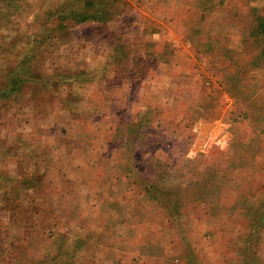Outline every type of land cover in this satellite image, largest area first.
Masks as SVG:
<instances>
[{
    "label": "rangeland",
    "instance_id": "1",
    "mask_svg": "<svg viewBox=\"0 0 264 264\" xmlns=\"http://www.w3.org/2000/svg\"><path fill=\"white\" fill-rule=\"evenodd\" d=\"M125 1L104 27L63 31L54 13L66 0H0V44L16 36L17 64L28 56L36 78L0 101V130L19 145V154L0 151V226H11L0 239L17 245L0 264H37L45 245L28 243L21 226L39 198L53 218L42 241L57 249L55 235L84 238L75 264H264L263 210L255 223L245 214V199L264 187V40L254 29L264 0ZM132 121L145 139L123 144ZM44 162L46 190L22 187V206L10 208L13 178ZM128 163L180 186L176 220L171 203L125 176Z\"/></svg>",
    "mask_w": 264,
    "mask_h": 264
},
{
    "label": "trees",
    "instance_id": "2",
    "mask_svg": "<svg viewBox=\"0 0 264 264\" xmlns=\"http://www.w3.org/2000/svg\"><path fill=\"white\" fill-rule=\"evenodd\" d=\"M220 0L219 2H221ZM137 2V1H136ZM125 0H66V4L60 5V10L57 13H60L59 19L61 20V25L64 29L67 28V23H71L73 25L77 24H84V23H96L100 26H105L109 22L113 21L115 18L119 17L120 14H124L122 10V5L125 4ZM137 3H140L139 1ZM209 10V8H208ZM66 13V14H65ZM66 23V24H65ZM59 25V24H58ZM256 29V33H258L261 38L264 40V17H261L257 26H254ZM28 56H26L19 64H17V67L15 69H12L9 71L8 76L6 77L5 84L0 88L1 93V100H4V102H8L9 100H13L17 98L19 94H21L25 87H28V81H36V78H30V72L32 69H29V65L27 63ZM18 62V60H17ZM237 67V66H235ZM93 72V71H92ZM90 71L89 73H85V81L88 78L94 79L95 75ZM240 72L234 70V73H231L230 76L226 77H237ZM64 79L71 80L72 77L75 76V74L71 72L64 71ZM144 77V76H143ZM39 79V77H38ZM69 80H64L69 81ZM236 99V97H235ZM73 115L77 114V112H71ZM243 120H250V117L247 112H242L241 121ZM136 122V121H135ZM233 123L239 122L237 118L233 119ZM149 126L146 124V127ZM125 131V141L123 144H129V143H135L138 142L140 139H145V133H142L138 128L141 127L139 123L135 124L133 121L130 122L126 126ZM262 132H257V134H260ZM255 137V136H254ZM260 138L255 137L253 138V141H257ZM237 140V139H236ZM144 141V140H143ZM235 142V141H234ZM249 142V141H248ZM233 143V141L231 142ZM237 144H239L240 148L241 146H246L247 141L241 142L240 140H237ZM28 167V163L26 164ZM35 164H33L34 166ZM45 165V162L43 164ZM36 168V169H35ZM33 169L32 172H27V177L21 179V181H17L18 184L15 188L16 190V197L14 200H18L20 197L19 192L22 191L23 188L27 189L28 191H31L34 189L35 186L42 185L44 183L43 176H42V168L40 171L37 169V163L36 166ZM168 173L172 172V169L167 170ZM128 179L131 182H138V185L142 187L143 192L152 200L156 201L159 204L165 205L164 201L161 200V198H165L167 202L171 203L170 205H165L166 212L171 217V219L176 220L177 213L181 211L177 208V206L181 203L180 201V186H166L165 184H158L156 181L149 179V177H145L143 175H139L133 166V164H127L126 167V175ZM202 179V178H200ZM197 180V178H195ZM194 183H198V181H193ZM24 185V186H20ZM23 187V188H22ZM259 190H262L263 192H257L253 197L252 194L248 197L249 199H245L246 202V209L245 214L249 215L252 222H257L258 219H256L255 213H257L258 210L262 209V214L264 213V187L260 186ZM34 192V191H32ZM197 192H193L195 194ZM174 194V195H172ZM192 194V192H191ZM199 198H195V200H198ZM178 203L176 204V202ZM17 204H19V201H17ZM175 204V205H174ZM18 205H15L17 207ZM172 207V208H171ZM41 211L37 209L35 212ZM183 211V210H182ZM35 212L28 213V223L31 225V228L34 223L38 221V216ZM47 214L46 212L42 215V217L39 220V223L43 226L42 229H37L32 237H28V243L31 242L33 236L37 234L38 236H35L38 238L41 245H45L41 253L34 257L32 261L35 260L38 261L37 264H75L74 260L77 256V251L82 249L83 245V237L81 235H76L75 233L72 234H62V235H55L54 239L59 236H62L64 238L63 244H61V247H58L57 249L53 247V243H48L49 237L45 240L46 243L43 240V235L46 233L44 230L46 226H50L52 223V217L44 216ZM185 214V213H181ZM253 215V218L252 216ZM44 216V217H43ZM263 218V216H259V219ZM51 219V221L49 220ZM41 220L43 224L41 223ZM26 231L28 229H24ZM89 235V233H88ZM29 236V233H28ZM52 239V237H50ZM71 241H70V240ZM1 240V239H0ZM68 241V242H67ZM13 243V244H12ZM15 242H10L8 244H0V261H4L5 258L11 257V252L13 249L17 247L15 245ZM13 248V249H12ZM9 259V260H10ZM188 261L189 263H193L194 259L192 256L188 255ZM29 264V263H28Z\"/></svg>",
    "mask_w": 264,
    "mask_h": 264
},
{
    "label": "crops",
    "instance_id": "3",
    "mask_svg": "<svg viewBox=\"0 0 264 264\" xmlns=\"http://www.w3.org/2000/svg\"><path fill=\"white\" fill-rule=\"evenodd\" d=\"M1 39H2V43H3L4 37H1ZM11 41H12V43H11ZM8 42H9L8 45H5V44L3 45L2 43L0 44V88H1L2 84H5V82H6L5 78L8 76L9 71L12 70V69H15L17 67V56H16V45H15L16 44V36H14L13 38L9 39ZM0 96H1V93H0ZM0 101H1V97H0ZM0 117H1V115H0ZM0 128H1V122H0ZM9 132L10 131H8V136H7L8 138H6L3 135V133L1 132V130H0V140L3 139L2 146H1V143H0V151L1 152H3L2 148H6V149H12L13 148V149H15V152L19 148V145H17L16 139H14V138L10 139L12 137V135ZM25 145H27V143H25ZM18 154H19V150H18ZM0 164H1V162H0ZM44 167L45 168L44 169L42 168V171H41L44 183L42 185L38 184L37 186L34 187L33 190L28 191V196H29L30 193H32V191L39 192L40 190H46L47 184H48V183H46V181L50 180V171L46 170V168L48 167V164L46 162H45ZM23 173L24 172L20 171V172H17L16 174H22L23 175ZM57 176H58V174H54L53 179L55 180ZM26 177H27V172H25V175L23 176V178H26ZM13 180L21 181V178H19V177L15 178L14 177ZM63 184H64L63 181H61L59 183V186L63 185ZM15 197H16V194H15ZM17 201L21 202L20 201V197H19L18 200H12L9 203L10 208H14L15 205L22 206V204H20V203L17 204ZM44 201L47 204V202H48L47 199L39 198L38 199V204H40V205L38 206V208H36V206H33L30 209L26 210L25 212L31 213V212H35L37 209L40 210L41 206L43 204H45ZM8 210H10V209L8 208ZM43 214H44V212L37 211L36 215L38 216L39 219H38V221L36 223L33 224L32 228H31V225H29L30 223H28V217H25V219L23 220V224H22L21 227H22V229H28L29 228L28 231L25 230L26 232L29 233L28 237H32V235L34 234L33 232H35L37 229H42L43 226L39 223V220H40V218L42 217ZM41 223L43 224L42 220H41ZM43 225L45 227V229H44L45 231L47 229H49V227H50V226L49 227L46 226L45 224H43ZM10 227L9 226L8 227H4V230H3V228L0 226V233H2V231H6L7 232L8 228H10ZM18 228H20V227H18ZM35 236H37V234H35ZM7 239L8 240H5V239L4 240H0V244H8V243H10L11 239L9 237H7Z\"/></svg>",
    "mask_w": 264,
    "mask_h": 264
}]
</instances>
